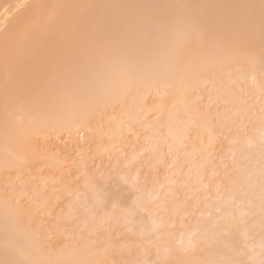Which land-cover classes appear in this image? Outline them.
Wrapping results in <instances>:
<instances>
[{"label": "bare ground", "instance_id": "6f19581e", "mask_svg": "<svg viewBox=\"0 0 264 264\" xmlns=\"http://www.w3.org/2000/svg\"><path fill=\"white\" fill-rule=\"evenodd\" d=\"M127 130L146 134L135 151L147 170L180 154L183 177L165 197L158 180L140 187L105 231L95 214L112 201L85 169L91 186L54 219L85 230L52 243L58 230L33 223L40 206L21 200L25 183L4 178L41 164L63 172L58 133L75 149L85 136L87 155L122 150ZM262 160L264 0H0V264H264Z\"/></svg>", "mask_w": 264, "mask_h": 264}, {"label": "rangeland", "instance_id": "374dc122", "mask_svg": "<svg viewBox=\"0 0 264 264\" xmlns=\"http://www.w3.org/2000/svg\"><path fill=\"white\" fill-rule=\"evenodd\" d=\"M215 108L218 109L219 112L222 111L220 109L222 107H218L216 105ZM227 111L230 112L229 109H227ZM231 125H235L236 126L235 121H232ZM234 131L235 130H233V132ZM65 132L53 135L54 137L51 138L52 141L50 143L51 144V148H53L54 150L55 149L56 150H58V149L61 150L59 154H61L62 157H63V167L65 168L63 170V172L60 171V170L59 171L48 170V169L45 170L46 165L41 164L39 166L42 167V168H40L38 166V167H36V169L33 170V171H35L34 172L35 173L34 176L31 174L32 171L31 172L30 171H27V172L25 171L24 174H22V173L19 174L18 173V175L15 172V174L12 175L13 178L11 177V175L9 176V174H8L9 177L6 176V178H4L5 180H7L6 183H10V181L11 182L14 181V183L16 182L15 184L12 183L14 185H12L10 183L11 185H9V186L7 185V187H12V186L14 187L15 186L16 188L17 187L20 188V186L25 183L24 187L21 186L22 189L26 188V190L23 191V196H22L21 200L24 202L25 205H30L31 204L30 199L31 200H35L36 199L37 200L36 203H35L36 206H40V207H37V214H36L37 217L33 219V223H35L37 225L39 223H41L42 225L39 224L40 226L39 225L38 226L42 227V229H44V230L46 229L47 231H49V234L51 232L52 235H54L53 233L54 232L56 233V230H58L57 231L58 236L54 235L53 237L52 236H49V237H50V239H52V243H58V244H60V247L62 245L66 246V244H69V243H67L68 240L70 242L71 240L73 241L75 239L80 238L79 236H78V238L76 237L77 236L76 235L77 232L81 231V234H82L83 233L82 231L85 230V229H82V228H78L77 232L76 233L73 232L74 233L73 234L72 231L73 230L75 231L76 228H73V226L72 227L71 226L67 227V226H69L68 224H65L67 226H64V223H63V226L60 225V226H58V228H56V229L54 228V221H56L54 219L59 215L60 211L62 212L65 208H69L71 206L70 204H71V201L74 199L75 192L78 191L81 188L83 189V188H88V186H91L90 185V181L85 183V184H83L82 181H81L83 179L84 175H85V177L88 175V174L86 175L84 173V172H86L85 169H88L87 170L88 173H90L89 171H91V173L89 174L90 175L89 177H91V175L92 176H94L95 174L97 175V176H95V177H97L96 180H95L96 185L98 184L97 185L98 188H99V186L100 187L102 186L101 188H99L100 191H98V192L101 193V192L104 191L103 193H105V194H103V193H101V194H103V196L104 195L105 196L109 195V198L107 196V198H108L107 201H110V202L112 201L113 206H112L111 203H107L106 202L104 204V206H106V204H108L106 206L107 208L106 207L105 208L102 207V209L99 208L98 211L94 210L97 213L96 214L93 213V218H94L95 215H97V217H100L101 221L105 220V222L107 220L103 219V218H106L104 216H107V219H108V217H109L108 215H110L111 213L114 214L115 212H114L113 208L116 207V204H121L122 203L123 205L125 204L124 206H127V208H128L129 205H126V203H128V204H130L131 202H132V204L135 203L136 200L139 199L137 194L140 193L141 190H143L141 188L144 187V186H147V187L151 186L152 184H150V183H153L155 186L160 184V182L163 183V187L160 188V192L162 191V193L164 194V197H165L164 191L166 192V194H169L166 190H168V187L169 186L171 187V184H173V183H171L172 180H174V181L176 180L177 181V180L181 179L183 177V175H184V172L186 171V168L181 166V161L180 160H181L182 156L180 154H179L180 156L178 155V157H176L175 154H170L169 155V161L171 163L170 166H169L170 168L169 167H167L165 169L162 168L163 170L161 169V171L159 169L158 170H154L153 169L151 171L149 169L147 170V167H146V164H145L146 163V159H144V156H146V153L145 154L141 153L142 154L141 155L139 152L135 151L137 149L139 150V147L142 145L143 142H145L146 140L148 141V139L145 137L146 134H144V131L143 132L140 131L141 135L140 134H139L140 136L138 135L140 138L137 137L136 135H134V132L132 130L128 131V134L125 136L126 142L123 145L122 150L118 149L120 147H118V145H116L113 148H111L112 152L110 151L111 149H109V150H107L106 152H103V153L98 152V151H94L93 149H91V150L89 149V151H91V152H89L87 155L79 153V150H81L83 148H87V147H85V143H86L85 136H83L82 134H76L75 135V139H76L77 143H79V145L81 146L80 149H75L73 144L70 142V138H69L68 134L65 133ZM143 139H146V140L142 141ZM106 140L107 139H104V140H101L100 142L103 145H105V144L107 145L109 143V141L108 140L106 141ZM139 140L142 141L140 146H138L140 144ZM116 147H118V148H116ZM115 149H116V151H115ZM123 149L126 150V152ZM108 151H110V152H108ZM96 152H98V153H96ZM218 152L219 151H217V154H218ZM138 153H139L140 156H138ZM134 154H137L138 157H131L132 155L135 156ZM224 156L227 157V158L224 157L225 160L223 159V162L224 163L227 162L228 165L225 164L226 166L224 165L223 169L225 170L226 173H229V169L231 167H233L234 164L233 163L232 164L229 163V162H231L232 159H231V157H229L228 153L224 154ZM176 158H177V160H176ZM178 159H180V160L178 161ZM262 161L264 163V160H262ZM81 169L83 170L82 172L84 174L82 172H80ZM152 171L154 172V174H153ZM176 171H177V173L179 171L180 175H178L176 173ZM92 172L94 174H92ZM171 173H173V175ZM10 177L12 178V180H10L11 179ZM27 178H28V180H27ZM29 178H31V180ZM51 178L52 179L54 178L53 181L50 180ZM17 179H18V182H19V180L20 181L21 180H23V181L27 180L28 182L27 183L26 182H23V183L19 182L21 184L17 185V183H18ZM5 180H3V182H5ZM156 180H158L160 182H157L158 184H156ZM154 181H155V183H154ZM26 184L28 186H26ZM3 185H4V183H3ZM4 186H6V185H4ZM153 188H155V187H153ZM57 190L61 193V196H62L58 203L54 202L50 206V205L46 204L45 201L43 202L44 197L48 196L49 194L51 195V193L53 194V192H55ZM70 190H71V192H70ZM184 191L185 190H181V192L179 193L180 195L178 194V196L180 198L183 197V195L185 194L186 191L185 192ZM28 195H29L30 198L28 197ZM16 197H18V196L16 195ZM31 197L32 198L34 197V199H32ZM41 200H42V202H41ZM43 203L46 204V206L49 207L50 209L49 208L47 209V207ZM109 204L111 206H109ZM123 205L119 209H125L123 207ZM160 211H161L160 213L163 212V210H160ZM139 213H140V211H139ZM164 213L166 215V211H164ZM141 214H143V217L145 216L144 218L146 219V214H148V213L147 212L146 213L143 212ZM161 215H163V214H161ZM37 218L39 220H37ZM95 218H96V216H95ZM162 218H163V216H162ZM96 219L99 220V218H96ZM165 219H167V217ZM95 221H97V220H95ZM99 221H97V222H99ZM147 221H148V219H147ZM103 222L104 221H102V223L99 222L98 225L103 227V224L105 223V222L104 223ZM106 223L108 224V222H106ZM107 224H104V227H103L104 230L105 229L106 230L109 229L110 231L114 230V229H112L113 227L110 224H109L110 227H108ZM135 224H136V222H135ZM100 226H98V227L101 228ZM125 227L126 226H122V228H125ZM134 227L137 228V230L139 229L138 224L134 225L133 228ZM165 227H166V225H162V226H160L161 230L159 228H156V230L158 232H161V231L166 230V229H164ZM94 228H95V226L93 227V231H94ZM176 228H177L176 224L171 226V227H169V229H176ZM116 229L120 230L121 228H119V229L116 228ZM70 230H71V232H69ZM104 230H102V231H104ZM167 230H168V228H167ZM115 231H113V233ZM133 233H134V236H135L136 229L132 230V234ZM81 234H79V235L81 236ZM130 234H131V232H130ZM92 235H94L93 232H91V234H89V236H92ZM120 235H122V234H120ZM183 235H186V234H183ZM131 236L134 237L133 235H131ZM151 236L153 237L154 235H151ZM74 237H76V238L74 239ZM157 240L159 242V237L158 238H153L152 242L156 243ZM58 246H56L55 248L57 249ZM151 261L154 262L153 258L151 259ZM153 262H151V264ZM139 263H141V262H137V264H139Z\"/></svg>", "mask_w": 264, "mask_h": 264}]
</instances>
